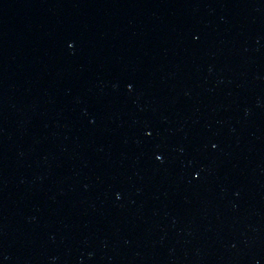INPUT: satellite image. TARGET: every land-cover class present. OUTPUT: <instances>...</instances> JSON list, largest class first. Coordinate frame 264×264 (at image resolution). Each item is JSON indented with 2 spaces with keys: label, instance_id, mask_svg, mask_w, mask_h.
<instances>
[{
  "label": "water",
  "instance_id": "1",
  "mask_svg": "<svg viewBox=\"0 0 264 264\" xmlns=\"http://www.w3.org/2000/svg\"><path fill=\"white\" fill-rule=\"evenodd\" d=\"M0 264H264V0H0Z\"/></svg>",
  "mask_w": 264,
  "mask_h": 264
}]
</instances>
